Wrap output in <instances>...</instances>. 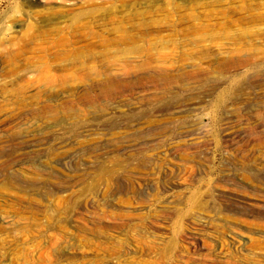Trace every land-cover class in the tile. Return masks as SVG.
Listing matches in <instances>:
<instances>
[{
    "label": "rangeland",
    "instance_id": "obj_1",
    "mask_svg": "<svg viewBox=\"0 0 264 264\" xmlns=\"http://www.w3.org/2000/svg\"><path fill=\"white\" fill-rule=\"evenodd\" d=\"M0 264H264V0H0Z\"/></svg>",
    "mask_w": 264,
    "mask_h": 264
}]
</instances>
